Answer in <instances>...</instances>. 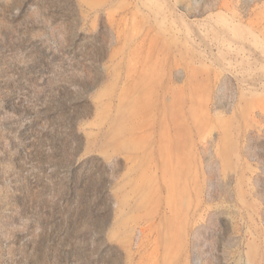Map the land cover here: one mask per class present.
Segmentation results:
<instances>
[{"label": "rangeland", "instance_id": "obj_1", "mask_svg": "<svg viewBox=\"0 0 264 264\" xmlns=\"http://www.w3.org/2000/svg\"><path fill=\"white\" fill-rule=\"evenodd\" d=\"M0 264H264V0H0Z\"/></svg>", "mask_w": 264, "mask_h": 264}]
</instances>
